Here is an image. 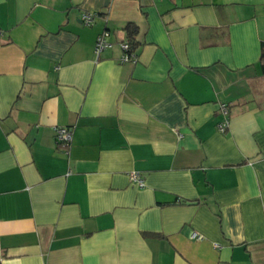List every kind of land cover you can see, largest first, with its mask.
Wrapping results in <instances>:
<instances>
[{"label":"crops","instance_id":"1","mask_svg":"<svg viewBox=\"0 0 264 264\" xmlns=\"http://www.w3.org/2000/svg\"><path fill=\"white\" fill-rule=\"evenodd\" d=\"M262 44L264 0H0V264H264Z\"/></svg>","mask_w":264,"mask_h":264},{"label":"built area","instance_id":"2","mask_svg":"<svg viewBox=\"0 0 264 264\" xmlns=\"http://www.w3.org/2000/svg\"><path fill=\"white\" fill-rule=\"evenodd\" d=\"M95 17V13L85 12L81 15V21L88 26L92 23ZM110 47L111 43L108 41V32H102L95 40L94 53L96 56H99L104 50L109 49ZM120 48L122 50V63L133 62L136 60V55L130 50L127 42H122ZM219 113L222 119L218 124L217 129L219 132H225L228 127V107L226 104H220ZM54 136L56 143L66 150L70 146L72 140V130L69 127H55ZM129 178L131 182L136 183L139 187L143 186V181L137 173L130 174Z\"/></svg>","mask_w":264,"mask_h":264},{"label":"trees","instance_id":"3","mask_svg":"<svg viewBox=\"0 0 264 264\" xmlns=\"http://www.w3.org/2000/svg\"><path fill=\"white\" fill-rule=\"evenodd\" d=\"M125 32H126L127 37H128L127 44L129 45L130 50L132 52H134L136 47H137V44H136L135 38H134L136 33H137V28L132 24H128L125 27ZM260 61L264 64V44L261 45Z\"/></svg>","mask_w":264,"mask_h":264}]
</instances>
